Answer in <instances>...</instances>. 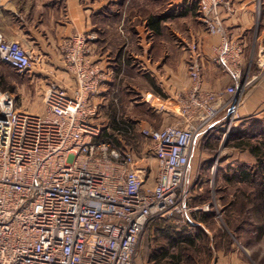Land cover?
<instances>
[{"label":"built area","instance_id":"obj_1","mask_svg":"<svg viewBox=\"0 0 264 264\" xmlns=\"http://www.w3.org/2000/svg\"><path fill=\"white\" fill-rule=\"evenodd\" d=\"M191 1L206 33L219 37L211 61L230 83L226 99L205 89L191 59L175 124L123 119L110 129L95 100L103 73L87 58L93 35L68 41L63 60L74 89L50 83L42 113L19 110L0 91V264H136L152 219L188 217L196 143L220 119L227 135L247 92L244 47L227 36L221 16L229 2ZM188 48L197 56V44ZM0 62L25 75L36 59L0 31Z\"/></svg>","mask_w":264,"mask_h":264},{"label":"crops","instance_id":"obj_2","mask_svg":"<svg viewBox=\"0 0 264 264\" xmlns=\"http://www.w3.org/2000/svg\"><path fill=\"white\" fill-rule=\"evenodd\" d=\"M226 1L229 9H220L225 32L244 47L247 92L237 122L264 123V21L259 29L254 25V0ZM0 31L35 55L25 74L34 89L50 83L74 89L63 53L73 35H93L87 58L103 73L95 100L111 130L123 119L152 126L155 114L176 118L170 103L190 89L191 59L200 66L203 87L227 98L230 79L211 61L219 37L206 33L191 0H0ZM194 43L197 56L187 49Z\"/></svg>","mask_w":264,"mask_h":264},{"label":"rangeland","instance_id":"obj_3","mask_svg":"<svg viewBox=\"0 0 264 264\" xmlns=\"http://www.w3.org/2000/svg\"><path fill=\"white\" fill-rule=\"evenodd\" d=\"M254 7L258 28L264 0H254ZM0 91L11 95L19 110L44 111L46 89H34L4 63ZM186 93L173 95L176 118L155 114L152 127L175 124ZM223 121L196 143L188 182L192 211L187 218L152 219L140 238L136 264H264V123L236 121L224 136Z\"/></svg>","mask_w":264,"mask_h":264}]
</instances>
